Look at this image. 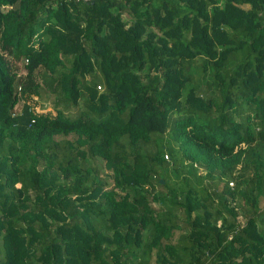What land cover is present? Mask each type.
Masks as SVG:
<instances>
[{
  "label": "trees",
  "instance_id": "1",
  "mask_svg": "<svg viewBox=\"0 0 264 264\" xmlns=\"http://www.w3.org/2000/svg\"><path fill=\"white\" fill-rule=\"evenodd\" d=\"M0 264H264V0H0Z\"/></svg>",
  "mask_w": 264,
  "mask_h": 264
},
{
  "label": "rangeland",
  "instance_id": "2",
  "mask_svg": "<svg viewBox=\"0 0 264 264\" xmlns=\"http://www.w3.org/2000/svg\"><path fill=\"white\" fill-rule=\"evenodd\" d=\"M44 105H41V107L42 108H47V109H49L50 107H52L53 106V104L52 103H50L49 101H47L46 100V102L45 103H43ZM165 158H167V157H165ZM100 164H101V162H100Z\"/></svg>",
  "mask_w": 264,
  "mask_h": 264
},
{
  "label": "built area",
  "instance_id": "3",
  "mask_svg": "<svg viewBox=\"0 0 264 264\" xmlns=\"http://www.w3.org/2000/svg\"><path fill=\"white\" fill-rule=\"evenodd\" d=\"M72 1H89V0H72ZM97 87H98V85H97Z\"/></svg>",
  "mask_w": 264,
  "mask_h": 264
},
{
  "label": "water",
  "instance_id": "4",
  "mask_svg": "<svg viewBox=\"0 0 264 264\" xmlns=\"http://www.w3.org/2000/svg\"><path fill=\"white\" fill-rule=\"evenodd\" d=\"M162 180V179H161Z\"/></svg>",
  "mask_w": 264,
  "mask_h": 264
}]
</instances>
